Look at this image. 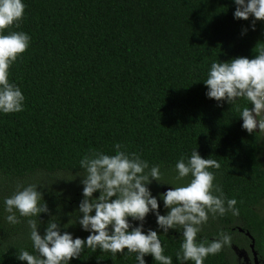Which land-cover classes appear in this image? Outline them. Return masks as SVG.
I'll return each instance as SVG.
<instances>
[{
    "label": "trees",
    "instance_id": "obj_1",
    "mask_svg": "<svg viewBox=\"0 0 264 264\" xmlns=\"http://www.w3.org/2000/svg\"><path fill=\"white\" fill-rule=\"evenodd\" d=\"M22 2L19 28L4 32L22 31L31 39L8 77L25 97L23 110L0 112V264H27L17 259L21 250L38 256L28 219L37 220L41 236L54 220L61 233L87 238L90 233L78 221L83 215L78 211L83 199L80 161L91 150L114 155L117 143L149 167L160 166L169 184L153 180L148 187L162 215L168 210L160 194L192 179L189 174L177 181L176 163L181 158L187 162L195 149L202 158L217 160L221 168L208 170L225 200L237 201L239 215L209 214L197 241L211 243L223 231L231 244L204 264H238L236 248L250 251L247 232L264 259V133L242 128L240 110L252 107L249 102L210 99L203 82L213 62L255 58L254 49L264 47V21L257 20L253 30L254 17L234 18V0ZM28 185H37L40 203L49 212L31 218L16 212L20 223L10 224L4 201L18 186ZM149 228L160 234L164 255L179 264L181 231L163 233L154 213L144 221L145 233ZM144 259L158 264L150 254ZM69 264L138 261L127 249L112 256L85 247Z\"/></svg>",
    "mask_w": 264,
    "mask_h": 264
},
{
    "label": "clouds",
    "instance_id": "obj_2",
    "mask_svg": "<svg viewBox=\"0 0 264 264\" xmlns=\"http://www.w3.org/2000/svg\"><path fill=\"white\" fill-rule=\"evenodd\" d=\"M237 5L234 18L247 20L254 17L253 30L257 20L264 21V0H234ZM25 11L22 0H0V112L18 113L23 110L25 99L22 91L9 82V69L30 44V36L22 31L6 29L15 25L19 28ZM245 31H247L245 29ZM258 54L249 59L245 56L233 58L230 62H213L207 78L206 95L217 102L233 104L238 98L249 102L252 107H243L242 128L249 134L264 133V47L254 49ZM115 154L108 155L91 150L80 161L84 169L81 183L83 199L78 211V218L84 231L90 234L86 239L73 238L70 232L61 233L57 221L49 220L45 234L38 232L36 219H28L31 229L30 239L37 255L21 250L17 259L27 264H69L79 258L85 247L95 252L97 249L117 253H135L138 264H146L144 257L151 255L158 264H173L172 257L164 255L160 234L151 228L145 233L144 221L149 213H154L156 223L163 233L170 229L181 231L183 241L176 253L179 264L192 261L204 264L209 255L220 253L231 244V236L221 231L219 238L205 244L197 241L202 225L209 220V214L215 218L231 212L239 215L235 199L225 200L222 189L214 184L215 175L208 169L221 168L215 159L202 158L197 149L192 151L185 162L181 158L175 165L176 180L180 181L191 174L192 179L186 185L173 186L161 193L166 214L159 211L160 205L148 187L152 181L169 184L162 178L159 165L149 167L136 153H128L119 143L114 145ZM99 192L98 196L93 194ZM214 192L220 193L215 195ZM42 193L37 185H28L6 198V219L10 224H18L16 212L21 217H39L48 213L47 204L40 203ZM113 197H115L113 199ZM15 210V211H14ZM94 211V215L92 214ZM132 221H139L133 226ZM67 227V226H65Z\"/></svg>",
    "mask_w": 264,
    "mask_h": 264
},
{
    "label": "flooded vegetation",
    "instance_id": "obj_3",
    "mask_svg": "<svg viewBox=\"0 0 264 264\" xmlns=\"http://www.w3.org/2000/svg\"><path fill=\"white\" fill-rule=\"evenodd\" d=\"M262 118H264V117H262ZM262 208L264 209V206ZM234 228L235 227H233L232 229H234ZM237 228H239V227L237 226ZM238 230L240 231V228ZM251 242H252V240H251ZM251 242H250V244H251ZM249 247H250V245H249ZM238 250L241 251V254H242V257H243V258L242 257L241 258H242V260L244 262L243 264H256L255 261H254V255H253V252L251 251V248H250V251L245 250V249L242 250V249L236 248L237 253H238ZM246 254H248V256H246ZM258 256H259L260 264H264V259L259 255V253H258ZM237 261H238V264H239L240 263L239 262L240 261V256L237 257Z\"/></svg>",
    "mask_w": 264,
    "mask_h": 264
},
{
    "label": "water",
    "instance_id": "obj_4",
    "mask_svg": "<svg viewBox=\"0 0 264 264\" xmlns=\"http://www.w3.org/2000/svg\"><path fill=\"white\" fill-rule=\"evenodd\" d=\"M258 130V128H257ZM240 231H243L242 229H240ZM252 240L251 244H250V248H251V251L253 252V255H254V261L256 264H260V261H259V256H258V252L256 250V243H255V239L254 237L250 234V232H247L246 233Z\"/></svg>",
    "mask_w": 264,
    "mask_h": 264
},
{
    "label": "rangeland",
    "instance_id": "obj_5",
    "mask_svg": "<svg viewBox=\"0 0 264 264\" xmlns=\"http://www.w3.org/2000/svg\"><path fill=\"white\" fill-rule=\"evenodd\" d=\"M168 188H170V187H168ZM168 188L165 189V192L167 191ZM238 253H239V254H238ZM238 253H237V254H238L237 257L240 256V261H239L240 263H239V264H243L244 262H243V260H242L243 257H242L241 251L238 250ZM246 256H248V254H246ZM241 257H242V258H241Z\"/></svg>",
    "mask_w": 264,
    "mask_h": 264
}]
</instances>
